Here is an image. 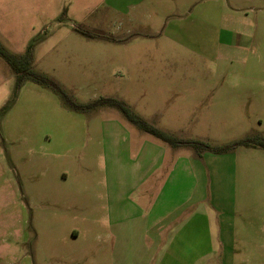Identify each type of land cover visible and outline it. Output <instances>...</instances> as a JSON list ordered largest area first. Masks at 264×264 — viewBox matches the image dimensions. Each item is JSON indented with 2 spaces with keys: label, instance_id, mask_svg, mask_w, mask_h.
<instances>
[{
  "label": "rangeland",
  "instance_id": "obj_1",
  "mask_svg": "<svg viewBox=\"0 0 264 264\" xmlns=\"http://www.w3.org/2000/svg\"><path fill=\"white\" fill-rule=\"evenodd\" d=\"M97 1L0 0V41L14 54L30 47L31 68L74 102L123 99L156 127L216 147L264 138V0H210L197 22L187 14L161 23L105 5L85 12ZM152 25L170 38L142 37ZM239 34L244 47L233 46ZM141 136L167 158H191L196 191L208 197L212 249L224 245L209 264H264L263 147L199 155L169 145L115 107L75 110L47 85L19 84L1 56L0 264H155L143 260L141 238L119 252L106 237L107 209L144 155ZM93 208L99 239L89 228Z\"/></svg>",
  "mask_w": 264,
  "mask_h": 264
},
{
  "label": "crops",
  "instance_id": "obj_2",
  "mask_svg": "<svg viewBox=\"0 0 264 264\" xmlns=\"http://www.w3.org/2000/svg\"><path fill=\"white\" fill-rule=\"evenodd\" d=\"M169 1L98 0L97 5L88 6L85 12L105 5L130 18L143 13L142 15L148 18L159 19L156 23L168 18L171 21H178L175 19L187 14V20L197 22L202 19L197 16L206 9L203 6L207 7L210 2V0H171L173 3ZM143 29L144 33L140 34L147 39L168 36V33L160 31L158 26L152 25ZM224 36L222 34V38H219L229 44L231 38L226 39ZM246 44L242 34L235 37L233 42V46L237 47H244ZM140 143L143 144L144 155L141 156L137 167L133 161L134 175L126 176L122 180L127 185L125 193L120 198L117 194L115 204H111L107 209V220L113 230L112 234H107L106 237H112L114 240L112 244L118 246L119 252H128L124 248L129 245L130 240L141 238L144 242L142 247L145 246L142 250L143 260L155 256V264H209V259H212L214 254L221 255L224 245L221 246V250L216 247L212 249L210 217L203 204L208 197H201L196 191L198 179L191 158L174 153H170L167 158L166 149L157 146L154 140L145 136L141 138ZM147 149L152 151L150 157L146 156ZM160 169L164 171L158 172ZM167 184H170L169 191L165 189ZM134 189L137 192L131 195ZM96 213H98L96 208L91 209L92 219L89 228L96 239H99ZM71 233L73 236L79 235V231L75 229Z\"/></svg>",
  "mask_w": 264,
  "mask_h": 264
},
{
  "label": "trees",
  "instance_id": "obj_3",
  "mask_svg": "<svg viewBox=\"0 0 264 264\" xmlns=\"http://www.w3.org/2000/svg\"><path fill=\"white\" fill-rule=\"evenodd\" d=\"M78 31L86 35H93L89 30L81 27H76ZM0 56L5 60V62L17 73L18 83L27 78L31 79L37 83L47 85L51 87L54 91L62 96V98L70 105L71 108L75 110H84L91 107L98 106H110L118 109L125 118L136 125L142 131L150 133L161 141L172 145V146H189L192 147L199 155L204 151H213L216 153H224L232 150L239 145H250L256 144L264 148V138L262 136L257 137H247L239 139L231 144H226L223 146H211L209 143L199 140V139H186L178 137L170 132L160 129L148 122L146 119L142 118L136 114L130 107V105L123 99L114 97H101L90 103H77L67 97L66 92L61 88V86L55 82L53 79L41 74L31 68V49L27 48L25 53L14 54L6 49V47L0 41Z\"/></svg>",
  "mask_w": 264,
  "mask_h": 264
}]
</instances>
